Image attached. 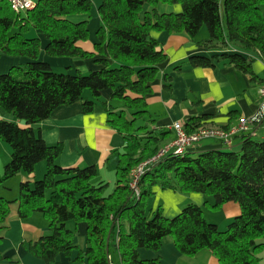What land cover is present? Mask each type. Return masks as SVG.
I'll list each match as a JSON object with an SVG mask.
<instances>
[{
    "label": "trees",
    "instance_id": "trees-1",
    "mask_svg": "<svg viewBox=\"0 0 264 264\" xmlns=\"http://www.w3.org/2000/svg\"><path fill=\"white\" fill-rule=\"evenodd\" d=\"M147 3L153 9L143 12ZM159 3L180 4L182 11L159 13ZM92 6V0H38L34 7L16 12L8 0H0V49L31 58L0 75V106L17 118L0 119V138L11 148L0 185L19 173L28 177L20 183L16 200L0 195V229L5 227L11 204L18 202L21 218L39 212L49 221L50 233L29 246L46 264H57L60 253L69 256L75 250L78 255L73 264H117L115 256L120 264H163L159 258L143 259L139 250H159L169 236L184 255L209 249L219 264H264L259 255L264 249V137L241 135L238 151L222 147L184 155L170 153L141 176L140 196L130 186L133 169L163 148L168 133L151 125L156 120L147 102L160 65L168 57L154 33L186 32L199 38L206 26L209 37L199 44L227 49L214 57L228 58L238 69L251 73L252 59L241 51L251 57L255 51L264 61V0H102V24L91 52L79 44L89 40L88 21L75 22L69 16L89 14ZM31 28L47 39L48 55H100L96 62L102 67L88 74L55 71L40 60L42 41L27 35ZM229 49L235 53L230 54ZM215 58L190 59L192 65L212 66ZM165 80L170 82V77ZM87 88L93 99L84 96ZM104 90H111L110 101L120 102L114 105L103 99ZM80 100L85 113L102 103L109 124L124 136L125 145L117 150L111 191L108 182L93 183L97 166H63L59 162L63 143L48 144L33 128L57 107ZM207 116L189 118L183 125L186 132L219 127L205 123ZM43 161L46 172L37 179V165ZM157 185L212 196L214 208L235 201L241 213L224 230L210 223L195 203H188L174 217H167L161 208L149 213L147 201ZM79 223L87 224L85 250L76 242Z\"/></svg>",
    "mask_w": 264,
    "mask_h": 264
},
{
    "label": "crops",
    "instance_id": "crops-1",
    "mask_svg": "<svg viewBox=\"0 0 264 264\" xmlns=\"http://www.w3.org/2000/svg\"><path fill=\"white\" fill-rule=\"evenodd\" d=\"M92 2L93 6L89 14L69 16V19L75 22L82 20L89 22V40L79 44L91 52L95 51V43L98 42L97 32L102 24L99 14L102 0H92ZM180 6V4L159 3L156 7L159 13H174L176 10L182 11ZM152 9L153 7H147L145 11ZM27 35L41 38L40 60L48 62L52 67L66 66L71 74L102 67L96 62L100 55L91 58L50 56L45 51L48 41L40 32L31 28ZM154 36L168 57L160 65L159 74L153 82L152 93L147 96V102L148 109L156 120L151 125L163 128L168 132L163 137L164 145L174 140L173 124L177 122L184 125L191 117H202L207 114L209 116L205 123L223 128L237 125L240 119L249 117L257 111L261 100L259 89L264 84V61L260 59L261 61L258 62L253 56L247 55L248 52L241 51L248 60L252 59V72L247 73L238 69L228 58L214 57L226 53L227 49H209L199 44V40L207 39L209 35L192 38L186 32L160 31L155 32ZM228 52L233 54L235 49H229ZM193 56H206L215 59L212 66L192 65L190 58ZM29 61H31L29 57L9 55L0 49V75L9 72L14 66L23 65ZM165 76L170 77V82L165 80ZM167 84H171V88H167ZM102 95V98L109 101L110 104L120 102L110 101L111 90H104ZM0 119L17 121L13 113L6 111L1 106ZM33 128L48 144L63 143L64 149L59 157V162L63 166L95 165L98 168L97 176L101 178L98 183L105 181L110 184L112 177L116 178L117 150L123 149L125 139L123 134L109 124L108 115L102 103H97L96 109L91 113L83 111L82 100L59 106L48 118L33 124ZM261 128L264 126L256 128V134L260 132ZM240 136L235 138L237 144L232 150L241 149L242 142L240 141L242 139ZM220 148H222L220 141L208 139L189 151L200 153ZM10 159L11 148L0 138V172ZM41 163L37 165L36 177L38 172L42 173L40 170L45 168L44 162ZM17 178L20 182L28 179L24 173H19L14 177V179ZM8 183L7 181L3 184L4 186L0 185L2 188L0 195L4 197L12 189L11 187L7 188L6 184ZM153 191L151 211L161 208L167 217H174L188 203L201 206L206 219L205 209H208L206 207L214 208V197L203 193H183L170 188L163 189L158 185L153 188ZM18 196L13 192L15 200ZM214 210L219 211L218 215L222 217L221 221L216 223L220 224L219 226H228L241 213V206L235 201H230L214 208ZM70 227L74 228L75 224L71 222ZM49 233V221L42 213L36 212L27 218H21L19 203L13 202L5 227L0 229V264H46L44 260L31 252L29 246ZM76 242L82 250L86 249L87 224L79 223L77 225ZM77 255L78 250L69 256L60 253L57 256V264H73ZM139 255L143 259L159 258L163 264H219L217 257L209 249H204L194 256L184 255L176 247L172 236L165 238L164 244L159 250L144 248L139 250ZM259 255L264 262V249Z\"/></svg>",
    "mask_w": 264,
    "mask_h": 264
},
{
    "label": "built area",
    "instance_id": "built-area-1",
    "mask_svg": "<svg viewBox=\"0 0 264 264\" xmlns=\"http://www.w3.org/2000/svg\"><path fill=\"white\" fill-rule=\"evenodd\" d=\"M12 8L16 12L28 10L35 6V0H8ZM261 97L257 111L249 116L240 119L237 125H232L229 128L209 127L201 128L191 134L187 133L184 126L180 123L173 124L175 131L174 140L163 146V148L152 158L142 162L137 169H133L132 173V190L136 197L140 196L139 181L141 176L161 161L162 158L170 153L184 155L191 148H194L198 143L207 139H216L221 142L222 147L232 150L236 143L235 138L240 135L249 134L256 135L257 127L264 126V84L259 89ZM242 142V141H240Z\"/></svg>",
    "mask_w": 264,
    "mask_h": 264
},
{
    "label": "rangeland",
    "instance_id": "rangeland-1",
    "mask_svg": "<svg viewBox=\"0 0 264 264\" xmlns=\"http://www.w3.org/2000/svg\"><path fill=\"white\" fill-rule=\"evenodd\" d=\"M171 5H173V4H171ZM147 7H152L151 6V4H145L144 6H143V12L147 9ZM181 7V9H182V6H180ZM180 12V10H176L174 13H179ZM89 23V22H88ZM203 35L204 36H208L209 35V31H208V29H207V27L206 26H204L203 27V29L201 30V32H200V34H199V37L201 38V37H203ZM252 55L254 56V58H255V60H257L258 62H260L261 60H260V58H259V55L257 54V52H255V51H253L252 52ZM260 60V61H259ZM256 61V62H257ZM255 62V63H256ZM54 68V70L55 71H57V72H59V73H69L68 71H69V68H67L66 66H54L53 67ZM90 71H86V72H81V73H85V74H88ZM84 96L86 97V98H94L93 97V93H92V91H91V89L90 88H87V89H85V91H84ZM115 104H118V103H114V105ZM262 137H264V128H261L260 129V132L258 133V134H256V136H254V138L255 139H262ZM44 162V166H45V168H43L42 170H40V172H42V173H39L38 172V175H37V179H42L43 178V176H44V174H45V172H46V166H47V164H46V161H43ZM42 164V163H41ZM6 164H4V166H5ZM4 166H3V169L1 170V175L3 174V172H4ZM45 169V170H44ZM107 173L109 174V171H107ZM101 178L99 177V176H96L94 179H93V183H95V184H97L98 183V181L100 180ZM14 180V181H13ZM115 181H116V178L115 177H112V180L110 181L111 183H110V191L114 188V186H115ZM7 182V181H6ZM8 184H6V186H7V188L8 189H10L9 187H11L12 189L10 190V192L9 193H7V195H6V198L7 199H10V200H12V199H14L13 198V192H14V194H16V196L17 195H19V187H20V180H19V178H17V179H14V178H11V179H9L8 180ZM131 184H132V182L130 183V186H131ZM2 186H4L3 184H2ZM140 187V186H139ZM132 188V187H131ZM0 190L2 191V188H0ZM14 190V191H13ZM211 198V197H210ZM215 200V199H214ZM152 202V203H151ZM152 206H153V201H152V197H149V199H148V201H147V206H146V208H147V210H148V212L150 213V212H153V210L151 211V209H152ZM207 206H208V204H207ZM206 208H208V209H205L206 210V216H207V219H208V221L210 222V223H215V224H217L218 226L220 225V224H218V223H216V222H220L221 221V215H218V212L219 211H216V210H214V208H209V207H206ZM154 210H157V208L156 209H154ZM219 228L220 229H222V230H224V229H226L227 228V226H219ZM114 261L117 263V264H120V261H119V259L118 258H116V256L114 257Z\"/></svg>",
    "mask_w": 264,
    "mask_h": 264
}]
</instances>
